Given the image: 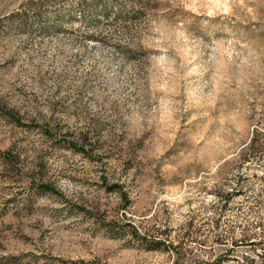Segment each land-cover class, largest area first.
I'll list each match as a JSON object with an SVG mask.
<instances>
[{"label": "rangeland", "instance_id": "374dc122", "mask_svg": "<svg viewBox=\"0 0 264 264\" xmlns=\"http://www.w3.org/2000/svg\"><path fill=\"white\" fill-rule=\"evenodd\" d=\"M0 264H264V0H0Z\"/></svg>", "mask_w": 264, "mask_h": 264}]
</instances>
